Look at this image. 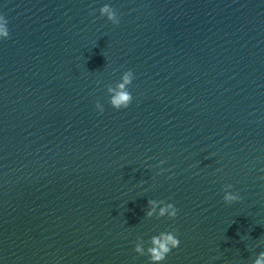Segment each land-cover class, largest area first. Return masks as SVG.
I'll return each instance as SVG.
<instances>
[{"label":"water","instance_id":"95a60500","mask_svg":"<svg viewBox=\"0 0 264 264\" xmlns=\"http://www.w3.org/2000/svg\"><path fill=\"white\" fill-rule=\"evenodd\" d=\"M0 15V264H150L135 244L166 231L180 246L162 264H254L264 53L190 0H0ZM149 200L176 218L146 217Z\"/></svg>","mask_w":264,"mask_h":264},{"label":"clouds","instance_id":"9594fccd","mask_svg":"<svg viewBox=\"0 0 264 264\" xmlns=\"http://www.w3.org/2000/svg\"><path fill=\"white\" fill-rule=\"evenodd\" d=\"M99 12L101 16H106L107 19L114 25L119 24L120 21L116 11L108 4L102 6L99 9ZM7 23L8 21L5 19V17L0 15V38L7 39L9 37ZM134 78L133 71L128 70L123 74L122 82L117 84V89H119L118 91L112 89L111 87L108 88V92H115L110 100V105L114 109L119 110L122 108H127L131 104L133 97L128 91L127 86L132 84ZM96 107L101 113H103L104 109L99 103H97ZM160 163L162 164L164 161H161ZM231 188L232 185H226L223 196L224 202L229 205L241 200V197L238 193L228 191ZM157 203V200L148 201L150 210L146 212V217L151 218L154 214H156L157 219L165 216H167L169 219L176 218L178 209L172 203H166L164 207L160 208L158 214L156 213ZM148 243L150 244V247L145 250V241L139 239V242L135 244L133 250L140 256L147 255L149 257L150 264H162V262L166 260L167 256L172 252V250L180 246V240L178 239L177 233L175 231H166L161 232L158 235H154L150 238ZM254 264H264V251L259 253L258 258L254 261Z\"/></svg>","mask_w":264,"mask_h":264}]
</instances>
